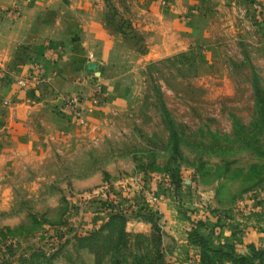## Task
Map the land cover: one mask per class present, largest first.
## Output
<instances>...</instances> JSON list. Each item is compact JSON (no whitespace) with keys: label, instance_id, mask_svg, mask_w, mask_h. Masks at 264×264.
Returning <instances> with one entry per match:
<instances>
[{"label":"rangeland","instance_id":"rangeland-1","mask_svg":"<svg viewBox=\"0 0 264 264\" xmlns=\"http://www.w3.org/2000/svg\"><path fill=\"white\" fill-rule=\"evenodd\" d=\"M101 3L117 37L115 69L104 74L115 79L111 101L95 71L85 94L50 93L27 46L22 57H0V264H164L160 227L136 208L138 178L159 176L176 199L193 198L190 212H227L264 186V0ZM14 4L2 10L12 19ZM17 60L29 64L24 75ZM31 90L45 107L59 101L43 116L54 107L77 131L89 106L105 108L91 135L50 142L42 162L24 168L18 134L40 127L12 115L19 92ZM65 95L84 100L83 124L63 112ZM168 174L182 179L179 191Z\"/></svg>","mask_w":264,"mask_h":264},{"label":"crops","instance_id":"crops-1","mask_svg":"<svg viewBox=\"0 0 264 264\" xmlns=\"http://www.w3.org/2000/svg\"><path fill=\"white\" fill-rule=\"evenodd\" d=\"M14 3L17 4L19 16L12 19L10 12L2 10L14 6ZM102 8L101 0H0V45L4 47L0 57H22L18 46H27L30 53L43 62L44 77L50 86L46 90H50V93L59 91L85 94L89 91L92 71H95L105 83V101L109 102L113 98L115 79L104 74L108 68L113 71L115 69L117 37L102 19ZM15 62L19 66L20 75L27 73L28 63L19 60ZM32 95V90L20 91L12 115L22 121L33 119L36 129L40 127L37 131L28 132L25 129L18 134L17 139L23 142L14 151L19 157L15 160L22 162L24 168L28 166L25 164L36 165L42 162L43 156L52 148L48 146L50 142L56 145L71 143L73 139H81L85 134L88 136L94 130H90V127H96L100 122L98 119L103 115L100 109L105 108L89 106L86 111L88 124L83 130L77 131L58 115L54 107L52 111L55 113L46 109L43 116L45 108L59 101L50 98L53 104L45 107L43 101L32 99ZM39 123L44 125L39 126ZM60 131L67 134L60 137ZM146 184L161 196V213L157 223L162 234V247L166 250L165 264H202L200 248L188 240L189 231L199 219L205 221L207 227L204 232L209 233V243L214 248L226 249L230 246L233 254H248L251 246L257 250L264 249V186L249 192L227 212H209L198 208L190 212L185 207L189 202L195 206L193 198L176 199L169 183L161 181L159 176L152 177ZM136 190V195L140 193L144 197L136 201V208L153 212L144 192L138 188ZM200 214L201 217H198ZM136 224L144 227L149 225L141 220L136 221Z\"/></svg>","mask_w":264,"mask_h":264},{"label":"trees","instance_id":"trees-1","mask_svg":"<svg viewBox=\"0 0 264 264\" xmlns=\"http://www.w3.org/2000/svg\"><path fill=\"white\" fill-rule=\"evenodd\" d=\"M168 178L171 184L174 186V191H179L182 179L175 178L173 175L168 174ZM154 222L157 225L158 215L153 212H148ZM207 225L205 221L199 219L188 233V240L200 248V261L202 264H224L225 261H229L233 264H264L263 255L264 249L257 250L254 247H250L248 254H233L232 248H214L210 245V235L205 233ZM165 264V262H163Z\"/></svg>","mask_w":264,"mask_h":264},{"label":"built area","instance_id":"built-area-1","mask_svg":"<svg viewBox=\"0 0 264 264\" xmlns=\"http://www.w3.org/2000/svg\"><path fill=\"white\" fill-rule=\"evenodd\" d=\"M34 70L38 71L39 77L41 78V76L43 75L41 73L42 69H41V65H38L37 63L34 62ZM34 79L37 80V77H35L34 75ZM19 84L24 85V81L23 80H19ZM102 91L100 88H95L94 89V95L92 98V103L94 105H97L101 100H102ZM63 108L65 109V115L68 116V119H70L71 122H76L78 124H83L84 123V115L82 113V109H83V101L82 97L80 95H65L63 97ZM63 110V109H62ZM68 111V112H67ZM138 181H140V187L141 189L144 191V194L146 195L147 200L149 201L150 204V208L152 209V211H154L158 216L161 213V209H160V201H161V196H159L157 193H155L154 190L150 189L147 186V180L143 179V178H138ZM122 182H120L121 185L124 184V186L127 183V179H123L121 180ZM146 181V183H145ZM205 210V209H204ZM198 217H201L198 215Z\"/></svg>","mask_w":264,"mask_h":264}]
</instances>
